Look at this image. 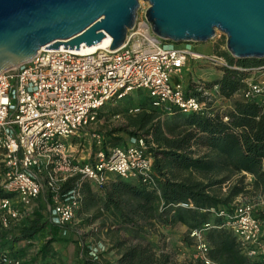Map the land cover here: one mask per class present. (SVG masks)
I'll return each instance as SVG.
<instances>
[{"label": "built area", "instance_id": "built-area-1", "mask_svg": "<svg viewBox=\"0 0 264 264\" xmlns=\"http://www.w3.org/2000/svg\"><path fill=\"white\" fill-rule=\"evenodd\" d=\"M148 9L149 4L140 7L125 44L115 51L85 53L43 47L29 62L0 75V193L8 195L0 197V222L5 231H12L14 224H22L34 214L45 190L52 193V222L72 225L81 197L75 191L61 194L58 190L59 185L77 175L96 190L105 187L111 177L149 189L156 186L154 158L141 140L127 148H110L106 153L102 135L94 134L93 155L86 160L78 157L82 139L108 103L147 89L153 106L167 112L179 109L204 115L215 108L214 93L204 92L201 100L188 96L186 83L175 78L181 80L191 62L231 67L215 54L201 55L186 44L175 49L176 44L156 37L145 17ZM252 71L261 73L264 67ZM242 97L264 106V76L246 80ZM138 112V108L129 110V114ZM75 140H79L76 145ZM11 197L15 202L9 201ZM256 207L264 212V199L257 205L237 203L224 225L249 256L264 255V232L254 216ZM192 236L199 242V258L207 260L208 248L201 234ZM87 249L94 261L103 264L105 245ZM1 253L0 264H26L7 250Z\"/></svg>", "mask_w": 264, "mask_h": 264}, {"label": "trees", "instance_id": "trees-1", "mask_svg": "<svg viewBox=\"0 0 264 264\" xmlns=\"http://www.w3.org/2000/svg\"><path fill=\"white\" fill-rule=\"evenodd\" d=\"M214 53L231 68L215 66L222 76L213 82L188 80L186 93L200 100L204 92L214 93L221 101L231 102L229 110L213 108L204 115L179 109L167 112L153 106L150 98H144L136 114H129L128 110L110 111L116 117L123 116L125 124L102 134L103 150L107 153L110 148H127L124 136L143 141L154 158L153 189L116 178L95 191L81 175L59 185L61 194L75 191L80 195L77 217H83L90 225L106 217L117 230L118 238L111 242L119 258L116 263L103 264H176L170 253L158 251L150 237L166 240L168 235L163 231L173 233L177 226L186 228L181 243L187 249L199 247L197 238L192 236L195 232L201 234L207 245V260L198 258L190 264H264V255L249 256L233 232L224 226L239 198L255 195L264 199V106L242 97L246 80L252 70L264 67V60H236L217 46ZM101 118L99 113L98 120ZM247 176L251 178L250 184ZM225 185L227 192L222 195ZM0 197L8 195L0 193ZM51 197L52 193L45 190L34 214L22 224H14L10 232L0 222V242L9 241L5 250L10 254L21 258L26 247L50 233L31 264L56 263L58 254L53 245L66 242L59 233L71 229L52 222ZM183 204L189 207L184 208ZM254 216L264 232V212L258 209ZM120 231H127L129 238L123 239ZM21 243H26V247L18 250ZM77 254L76 264H99L87 249L79 248Z\"/></svg>", "mask_w": 264, "mask_h": 264}, {"label": "water", "instance_id": "water-1", "mask_svg": "<svg viewBox=\"0 0 264 264\" xmlns=\"http://www.w3.org/2000/svg\"><path fill=\"white\" fill-rule=\"evenodd\" d=\"M159 39L204 45L226 36L236 60H264V0H143ZM140 0H0V75L32 60L39 50L80 51L106 36L122 47L137 21Z\"/></svg>", "mask_w": 264, "mask_h": 264}, {"label": "rangeland", "instance_id": "rangeland-1", "mask_svg": "<svg viewBox=\"0 0 264 264\" xmlns=\"http://www.w3.org/2000/svg\"><path fill=\"white\" fill-rule=\"evenodd\" d=\"M140 7L146 8L148 6V3L144 2L143 0H140ZM218 47L219 51H227L226 48V36L223 35L220 32H217V37L209 42L208 44L204 45H192V50L194 52H197L201 55H213L214 50ZM186 47L185 44H178L174 45L175 49H180ZM228 52V51H227ZM229 53V52H228ZM215 54V53H214ZM219 68L212 66L211 64L205 63L204 61L200 62H191L188 68H186L182 74V79L179 80L175 78V81H179L184 83H187L188 80H194L195 82H201V83H209L213 82L215 80H218L219 76ZM264 76V72L256 73L252 72L250 79H258L259 77ZM150 92L149 90L145 89L143 92H133L132 95L125 98L122 101L117 102H110L108 103L99 113H102V118L98 120L93 125L90 126L88 130V135L85 136L82 139V147L78 150V157L82 160H86L89 158V156H92L95 152V139L93 138L94 134H100L102 135L105 131L120 128L125 124V120L123 116H120L117 118L114 115H111V110H125L129 111L133 108H137L139 103L144 98H149ZM224 103V102H223ZM216 104L218 106H223L222 108H225V110H229L228 107H224L227 105H224L221 103L220 98L217 97ZM221 104V105H220ZM124 139L126 140L127 144L131 145L135 143V139L129 138L128 136H124ZM79 142V140H75L73 143L76 145ZM67 142L66 144H68ZM116 179L115 177H111V180ZM251 178L247 176V183H251ZM227 185L223 186L221 194L224 195L227 192ZM96 191V189H94ZM262 197L255 196V195H249L245 198H239L236 201V204L239 202H250L255 205H257ZM15 197L9 198L10 202H15ZM259 207H256L255 210H258ZM85 220V219H84ZM83 220V217H77L72 225H70L71 230H64L59 233V237L66 240V242L58 241L55 244V248L59 252V254L63 255L65 259L72 261L74 259V253L78 252L79 246L77 243H81V247L84 249H87L90 246L103 244L106 247V251L102 256V262H114L115 258L117 256L116 251L112 250V240L118 238L117 230L113 227H111V222L106 218L102 217L98 221L94 222V224L90 225L87 222ZM104 225V227H102ZM72 233V235L70 233ZM185 233H182L181 229L175 230V232L168 234V238L160 240L157 236L150 237L152 241H154L157 244L158 251H165L170 253L176 264H190L192 260H196L199 258V250L197 248H191L187 249L184 244L181 243L182 236ZM75 235L76 241L72 242L70 237ZM120 236L125 239L129 238V234L127 231H120ZM50 237V233L44 234L41 238H37L36 240V246H39L43 244V242L47 241ZM149 239V238H148ZM73 243L72 245H69L68 242ZM79 241V242H78ZM9 241L3 240L0 242V252L5 250L8 246L6 243ZM67 244V246H66ZM19 244L17 246V249L20 250ZM23 248V247H22ZM26 250V249H25ZM32 250V249H31ZM88 250V249H87ZM24 253V252H23ZM29 253L28 255H30ZM108 255V256H107ZM23 256H26V253L23 254ZM22 256V257H23ZM21 257V258H22ZM62 264V259L60 257H57L55 264ZM68 264H71L70 262Z\"/></svg>", "mask_w": 264, "mask_h": 264}, {"label": "crops", "instance_id": "crops-1", "mask_svg": "<svg viewBox=\"0 0 264 264\" xmlns=\"http://www.w3.org/2000/svg\"><path fill=\"white\" fill-rule=\"evenodd\" d=\"M214 54V53H213ZM221 76H222V72L220 71L219 72V78L218 79H220L221 78ZM224 101H221V103L222 104H224V105H227V106H224V107H228V109H230L231 108V102L230 101H225L224 103H223ZM221 105V104H220ZM223 107V106H222ZM221 106H218L217 104H215V108H217V110H221L222 112H225V111H223V110H225V108H222ZM227 111V110H226ZM177 229H181V231H182V233H185L186 232V228L185 227H182V226H177L172 232H175V230H177ZM171 231L170 230H167V231H163V233L165 234V235H168V234H170V235H172V233H170ZM70 233V232H69ZM71 235H72V233H70ZM70 235V236H71ZM76 236L75 235H73V236H71L70 237V239L72 240V242H74V241H76ZM79 242V241H78ZM44 243V242H43ZM36 244V242H34V244H33V246H31V247H29V248H27L25 245H26V243H22V245L20 246V247H26V250H24L23 252L24 253H26V256H24L22 259H23V261L24 262H26V264H31V262L33 261V258H34V255L36 254V251L35 250H37V249H39V247H41V245H39V246H36L35 245ZM56 244V243H55ZM55 244L53 245V248H54V251L55 252H57V254H58V257H60V259H62V264H68L69 262L71 263V264H76V262H77V260H78V258H79V255L77 254V252L76 253H74V259L72 260V261H69V260H67V259H65V257H63V255H61V254H59V252L57 251V249L55 248ZM68 244L69 245H72L73 243H71L70 241L68 242ZM74 245V244H73ZM77 245L80 247V248H82L81 247V243L79 242V243H77ZM66 246H67V244H66ZM110 247H112V245H110ZM32 249V250H31ZM23 253V254H24ZM29 253H31L30 255H28ZM108 256V255H107ZM118 258H119V256L117 255L116 256V258H115V261L114 262H112V263H116L117 262V260H118ZM48 260H46V261H44V262H47ZM36 264H41V262L40 261H37V263ZM61 264V263H60Z\"/></svg>", "mask_w": 264, "mask_h": 264}, {"label": "bare ground", "instance_id": "bare-ground-1", "mask_svg": "<svg viewBox=\"0 0 264 264\" xmlns=\"http://www.w3.org/2000/svg\"><path fill=\"white\" fill-rule=\"evenodd\" d=\"M112 43V38L109 36H106L100 43H97L91 47L87 46H81L79 52H85V53H93L97 50L101 49H109Z\"/></svg>", "mask_w": 264, "mask_h": 264}]
</instances>
